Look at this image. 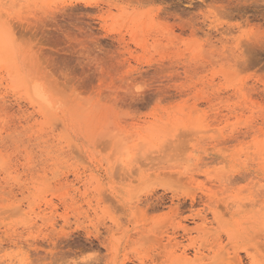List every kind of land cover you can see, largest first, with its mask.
Returning a JSON list of instances; mask_svg holds the SVG:
<instances>
[{
  "label": "rangeland",
  "instance_id": "374dc122",
  "mask_svg": "<svg viewBox=\"0 0 264 264\" xmlns=\"http://www.w3.org/2000/svg\"><path fill=\"white\" fill-rule=\"evenodd\" d=\"M0 264H264V0H0Z\"/></svg>",
  "mask_w": 264,
  "mask_h": 264
},
{
  "label": "bare ground",
  "instance_id": "6f19581e",
  "mask_svg": "<svg viewBox=\"0 0 264 264\" xmlns=\"http://www.w3.org/2000/svg\"><path fill=\"white\" fill-rule=\"evenodd\" d=\"M4 109V108H3Z\"/></svg>",
  "mask_w": 264,
  "mask_h": 264
}]
</instances>
